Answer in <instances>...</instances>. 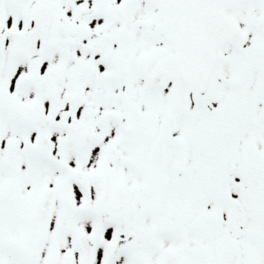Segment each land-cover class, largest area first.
Wrapping results in <instances>:
<instances>
[{
  "label": "snow or ice",
  "instance_id": "6c2138e0",
  "mask_svg": "<svg viewBox=\"0 0 264 264\" xmlns=\"http://www.w3.org/2000/svg\"><path fill=\"white\" fill-rule=\"evenodd\" d=\"M0 264H264V0H0Z\"/></svg>",
  "mask_w": 264,
  "mask_h": 264
}]
</instances>
